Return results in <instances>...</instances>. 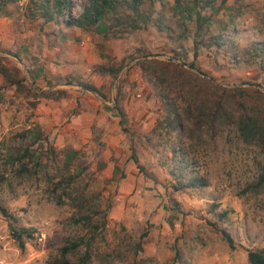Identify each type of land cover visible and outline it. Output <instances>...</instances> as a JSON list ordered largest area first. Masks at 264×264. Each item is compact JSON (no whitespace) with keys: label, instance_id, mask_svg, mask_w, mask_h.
<instances>
[{"label":"rangeland","instance_id":"1","mask_svg":"<svg viewBox=\"0 0 264 264\" xmlns=\"http://www.w3.org/2000/svg\"><path fill=\"white\" fill-rule=\"evenodd\" d=\"M85 1L73 0L72 14ZM29 4L16 0L0 10V57L36 92L0 77V205L15 217L12 226L29 228L32 237H24L20 247L0 213V264H51L62 245L80 237L85 244L66 257L78 261L87 250L85 264H179L176 253L187 264H250L247 252L264 247V186L254 187L262 149L244 143L231 126L199 134L191 126L194 137L184 139L183 151L175 154L157 137L148 140L161 108L137 59L129 57L141 48L167 58L164 35L149 28L104 38L101 26L88 33L29 18ZM215 5L221 9L213 18L227 30L237 28L241 44L264 37V0H215ZM120 63L117 79L99 70ZM198 64L223 85L264 92V71L257 67L235 68L206 50H200ZM71 76L93 83L105 98L66 83ZM118 82L127 114L123 124L113 107ZM28 128L42 130L56 148L71 145L87 154L92 174L84 187L87 198L93 196L95 207L106 212L103 226L75 223L76 209L50 199L45 174L16 176L17 163L6 158L15 137ZM174 166L185 180L200 176L207 185L174 190L168 185Z\"/></svg>","mask_w":264,"mask_h":264},{"label":"trees","instance_id":"2","mask_svg":"<svg viewBox=\"0 0 264 264\" xmlns=\"http://www.w3.org/2000/svg\"><path fill=\"white\" fill-rule=\"evenodd\" d=\"M29 2L26 13L29 18H39L44 23L52 22L65 28L75 27L88 33L96 32L101 26L104 28V38H126L136 31L149 28L164 35L170 45L167 58H160L159 53L143 52L141 48H137L129 57L130 60L137 59L134 64L140 69L142 78L152 89L161 108L147 136L148 140L157 137L159 142L170 144V151L175 154L178 150L183 151L184 139H192L195 133H210L213 128L222 132L231 126L244 143L259 146L264 155V117L258 112L261 110L264 113V92L255 89L250 94L240 86L223 85L198 64L200 50H206L215 58L224 57L232 67H257L264 71V37L252 38L241 44L237 28L227 30L224 22L213 18L221 9L215 5V0H86L76 15L71 12L73 0ZM10 3L15 4L16 0H0V10ZM206 9L210 10L208 14L204 13ZM187 41H190V45L186 44ZM14 56L20 60L17 53ZM121 69L122 63L99 68L100 72L113 79L118 78ZM0 77L7 85L36 94L1 57ZM73 81L83 89L105 98L101 89L93 83L73 76L66 83L71 84ZM115 86L117 91L113 107L119 122L123 124L127 114L122 106L121 85L118 82ZM45 93L42 91V94L51 97ZM191 126L195 127V133ZM8 152L7 161L18 165L17 177L31 179L38 178L41 173L46 175L50 199L57 205L68 204L76 209L77 213L72 217L75 223L91 227L105 224L106 212L95 207L93 196L87 198L84 181L91 177L92 172L91 162L83 150L71 145L56 148L42 130L28 128L15 137ZM132 159L137 161L134 155ZM168 173V185L177 191L207 185V180L200 176L193 175L185 180L178 166L170 168ZM263 186L264 157L254 187ZM175 205L178 203L175 202ZM0 213L8 220L14 239L23 248L24 237H32V232L25 227L15 229L12 226L15 217L2 205ZM219 214L225 216L226 211ZM220 232L228 245L234 247L230 234L224 229ZM83 244L85 240L82 237L67 241L59 248L60 258L51 264L87 263L90 258L87 250L78 261L66 257ZM177 256L176 253L179 264H187ZM247 259L250 264H264V247L249 250Z\"/></svg>","mask_w":264,"mask_h":264}]
</instances>
